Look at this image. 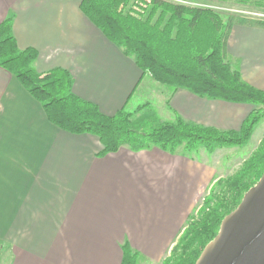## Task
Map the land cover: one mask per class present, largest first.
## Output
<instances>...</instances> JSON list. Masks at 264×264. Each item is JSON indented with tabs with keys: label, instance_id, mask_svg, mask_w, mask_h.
<instances>
[{
	"label": "crops",
	"instance_id": "1",
	"mask_svg": "<svg viewBox=\"0 0 264 264\" xmlns=\"http://www.w3.org/2000/svg\"><path fill=\"white\" fill-rule=\"evenodd\" d=\"M81 1L0 0V24L11 17L17 47L37 53L35 71H66L72 93L102 115L129 108L146 88L159 90L169 116L221 131H238L254 111L169 93L89 22ZM226 52L241 79L264 93V26L233 23ZM102 149L94 136L52 125L0 68V264H121L123 246L156 262L218 180L213 167L181 152Z\"/></svg>",
	"mask_w": 264,
	"mask_h": 264
},
{
	"label": "trees",
	"instance_id": "2",
	"mask_svg": "<svg viewBox=\"0 0 264 264\" xmlns=\"http://www.w3.org/2000/svg\"><path fill=\"white\" fill-rule=\"evenodd\" d=\"M235 2L246 5L251 0ZM79 9L124 56L133 59L142 75H149L171 93L186 90L207 100L264 107V93L245 83L229 63L226 43L232 23L223 22L214 12L162 0H82ZM36 58L35 50L17 47L12 18L5 19L0 24V68L42 106L56 128L96 137L103 147L101 156L123 147L133 152L158 148L184 155L201 149L213 153L240 147L262 118L261 112L252 111L238 131L203 127L179 117L173 122L156 121L137 131L124 108L113 116H104L95 105L75 96L72 78L66 71L54 69L38 74L34 69ZM263 172L264 140L240 172L223 183L217 181V192L216 186L211 188L198 218H190L163 264H195L216 236L222 219L235 210ZM122 251L121 264H137L136 252L127 246Z\"/></svg>",
	"mask_w": 264,
	"mask_h": 264
},
{
	"label": "rangeland",
	"instance_id": "3",
	"mask_svg": "<svg viewBox=\"0 0 264 264\" xmlns=\"http://www.w3.org/2000/svg\"><path fill=\"white\" fill-rule=\"evenodd\" d=\"M162 1L174 5H184L193 8L210 10L218 15L225 23L230 22L233 24L237 22H249L264 25V0H251V2L246 5H239L235 2V0ZM229 63L231 65L230 60ZM231 67L233 68V66ZM145 76H147L149 80L155 82L149 75ZM155 83L158 84L157 82ZM162 88L166 89L170 93L169 89H167L166 87L162 86ZM141 95L142 96H140L139 100L135 99L131 103V106L137 104L135 108L131 109V106H129V108L125 109L127 113L131 114L130 120L134 122V128L137 131L143 130L146 126L150 125L151 123L153 124L156 121L164 123L173 122L175 120L173 115L169 116L168 111L167 113H165L164 109H162L164 98L160 97L161 93L159 92V90L146 88L144 89V92L141 93ZM254 110L259 113L261 112L262 118L253 128L251 136L245 145L240 147L219 149L213 153H207L201 149L197 153H185V155L202 161L205 164L213 167L218 177L217 181H220L219 183H223V181L234 177L238 172L242 170L246 162L254 155L257 149L260 148L261 143L264 140V107H254ZM218 182L216 183V185L212 186L213 188L216 186L215 192H217L219 186L217 185ZM208 196L209 193L199 200L198 207L196 208V211L191 214L190 218H194V220L198 218V211L203 206V200ZM190 218L187 224L190 223ZM171 249L172 248H169L167 253L164 254L162 258L156 262H149L144 258L142 259L138 256L137 264H163V261L169 257Z\"/></svg>",
	"mask_w": 264,
	"mask_h": 264
},
{
	"label": "water",
	"instance_id": "4",
	"mask_svg": "<svg viewBox=\"0 0 264 264\" xmlns=\"http://www.w3.org/2000/svg\"><path fill=\"white\" fill-rule=\"evenodd\" d=\"M195 264H264V172L222 219Z\"/></svg>",
	"mask_w": 264,
	"mask_h": 264
}]
</instances>
